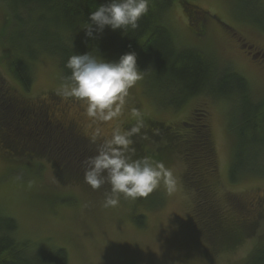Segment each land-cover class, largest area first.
Returning <instances> with one entry per match:
<instances>
[{
  "label": "rangeland",
  "instance_id": "1",
  "mask_svg": "<svg viewBox=\"0 0 264 264\" xmlns=\"http://www.w3.org/2000/svg\"><path fill=\"white\" fill-rule=\"evenodd\" d=\"M246 1L193 0L192 3L202 11L210 13L203 15L204 24L196 29L189 26L179 1L175 0L164 13L163 20L184 47L202 49L213 54L219 62L232 64L248 79L254 99L259 100L264 98L262 63L251 58L237 41L264 51V3L256 0L257 7L253 9L245 4ZM4 15L5 9L0 3V24ZM5 21L10 23L8 13ZM12 29L0 34V80L4 87L0 96L12 93L17 98L12 99L18 102L17 106L43 103L49 114V124L54 120L48 109L54 112L57 107L71 117L79 113L82 134L91 142L97 125L87 118L81 102L65 99L60 94L62 79L56 57L39 53L31 61L33 81L27 92L9 75L3 56L14 48V41L7 42ZM121 54L104 59L117 60ZM137 63L143 71L145 65L140 63L138 55ZM147 78L144 76L130 89L123 114L103 125L102 132L110 136L114 127L124 130L125 124L136 122L132 109H137L145 126L149 121H156L179 136L175 139L179 143L173 140L168 144L166 138L158 137L153 142L143 143L142 147L143 151L155 152L156 147L166 145L157 153L159 159L156 161H162L174 170L177 184L173 192L169 193L161 184L146 198L131 200L121 196L117 206L104 207L109 184L93 190L75 178L60 179L59 171L75 169L74 160L63 158L54 168L51 158L32 156L22 160L21 156L4 150L0 142L1 211L17 220L16 237L25 241L28 250L64 248L68 255L67 264H245L250 252L264 243V206L255 203L264 196V177L242 174L233 183L228 180V168L235 150L237 103L230 107L228 100L199 95L175 108L169 105L170 101H165L164 95L157 90L158 85ZM11 112L15 109L11 108ZM200 112L205 113L203 118L213 153L202 194L184 183L197 154L185 151L187 142L180 144V140L194 131L192 125L184 126L183 122H193V113ZM50 127L54 129L53 134H68L80 149L85 147L86 144L77 140L72 131H64L52 124ZM140 137L143 139L145 135ZM140 137L136 136V139ZM93 147L90 156L96 154L97 145ZM57 149L65 152L62 145L57 144ZM139 150L135 149V153H140ZM20 161L23 164L16 170ZM134 212L146 217L145 227L132 221ZM253 221L256 222L255 230L243 236L233 248L218 246L214 242L215 234L221 232L218 230Z\"/></svg>",
  "mask_w": 264,
  "mask_h": 264
},
{
  "label": "trees",
  "instance_id": "2",
  "mask_svg": "<svg viewBox=\"0 0 264 264\" xmlns=\"http://www.w3.org/2000/svg\"><path fill=\"white\" fill-rule=\"evenodd\" d=\"M173 1L175 0H151L150 10L141 18L137 29L122 35L119 30L106 28L97 39L91 40L85 36L83 25L88 20V14L106 0H0L5 9L0 34H5L13 27L7 42L14 41L12 51L3 56V64L13 80L27 92L33 81L31 61L39 53H48L57 58L58 71L63 80L70 75L65 64L71 55L90 52L94 56L106 58L133 50L140 63L145 65L144 76L150 78L152 84L158 85L157 90L164 95L165 101H170V106L178 108L190 98L199 95L228 100L230 107L237 103L234 114L235 150L228 168V180L233 183L242 174L264 177V98L254 99L248 79L232 64L219 62L209 52L195 47H184L178 42L173 30L163 20L164 13ZM178 1L191 28L202 26L205 21L203 15H210L193 4V0ZM255 2L256 0H247L245 4L254 9L257 7ZM7 13L10 16L8 24L5 21ZM2 85L0 80V93H3ZM13 97L17 100L12 93L0 96L2 148L11 155L21 156L22 160L32 156H46L52 159L54 168L63 158L74 160L75 169H62L59 177L85 182V167L82 162L91 157L93 148L85 145L80 149L68 134H53L54 129L50 127L47 115L35 110L37 104L31 102L29 105L17 106L19 104L12 100ZM2 101L6 103L2 104ZM11 108L15 112H11ZM203 117V112L193 113V122H183L184 126L192 125L194 131L184 141L180 140L181 145L187 142V153L197 154L196 161L191 163L192 170L186 173L184 183L198 194H202L204 190L203 183L213 161L210 137ZM31 119H35V122L32 123ZM143 129L145 134L137 135H145L143 139L132 137V147L140 149V153L136 151L134 154L136 158L148 156L154 160L159 159L157 153L162 152L166 146L156 147L155 152L143 151V143L153 142L158 137L166 138L168 144L179 139L173 131L156 121H149ZM175 141L179 143V140ZM57 144L62 145L65 152L58 150ZM21 162H17L19 165L16 170L20 169V164H23ZM159 200L161 203V199ZM260 204L264 206V202ZM131 219L136 225L145 227L144 215L134 212ZM17 227V220L5 215L0 209V264H67L68 255L64 248L28 250L25 241H19L16 237ZM255 228V221L248 224L239 222L218 230L221 232L215 234L213 239L218 246L233 248L243 236L252 233ZM245 264H264V243L250 252Z\"/></svg>",
  "mask_w": 264,
  "mask_h": 264
},
{
  "label": "clouds",
  "instance_id": "3",
  "mask_svg": "<svg viewBox=\"0 0 264 264\" xmlns=\"http://www.w3.org/2000/svg\"><path fill=\"white\" fill-rule=\"evenodd\" d=\"M260 2L264 3V0ZM150 4L151 0H106L88 14L82 30L91 40L97 39L106 28L119 30L124 35L139 27V21L148 14ZM65 68L70 75L63 78L60 94L65 99L81 102L87 118L97 125L91 137V143L97 145L96 154L82 163L84 180L93 190L110 185L104 207L117 206L121 196L131 200L146 198L161 184L169 193L173 192L177 180L172 168L148 156L133 158L132 137L140 135L145 127L137 109H132L136 123L131 128L114 127L110 136L102 132L103 125L123 114L130 89L144 78L146 71L139 69L137 53L129 50L113 61L90 52L74 54L67 60Z\"/></svg>",
  "mask_w": 264,
  "mask_h": 264
},
{
  "label": "flooded vegetation",
  "instance_id": "4",
  "mask_svg": "<svg viewBox=\"0 0 264 264\" xmlns=\"http://www.w3.org/2000/svg\"><path fill=\"white\" fill-rule=\"evenodd\" d=\"M238 43L243 48V50L246 51V53H248L250 55L251 58H253L255 61L262 63L261 66H263V67L261 69H264V51L259 50L255 47H253L252 45L245 44L244 42H241V40H239ZM37 106L38 107H36V108L41 109L39 112H42L45 115H48L47 117H49V114L47 113L48 112L47 108L43 105V103H40V104L37 103ZM46 106H47V103H46ZM48 110L53 116L54 122L52 123V121L50 120V123L53 126L60 127L64 131H67V130L72 131L73 135L75 136V138L77 140L84 142L88 147H91L94 149L93 146H95V144H91L89 139L82 134V127H81V123H80V117L81 116L79 115V113H76L74 117H71V116H67L65 111L58 110L57 107L54 108V110H55L54 112L50 111V109H48ZM135 123L136 122H134V121L128 122L127 124H125L124 129H126L127 127L131 128L130 126L135 125ZM206 127H207V123L205 124V128ZM158 129H159V126H158ZM143 131H145V129H142L141 133ZM261 202H264V196L259 198V200L256 201L255 203L259 204Z\"/></svg>",
  "mask_w": 264,
  "mask_h": 264
}]
</instances>
